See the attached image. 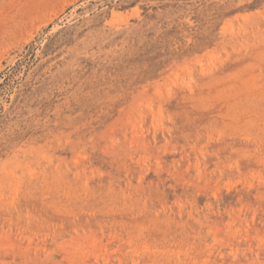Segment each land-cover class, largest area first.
Wrapping results in <instances>:
<instances>
[{"label":"rangeland","instance_id":"rangeland-1","mask_svg":"<svg viewBox=\"0 0 264 264\" xmlns=\"http://www.w3.org/2000/svg\"><path fill=\"white\" fill-rule=\"evenodd\" d=\"M0 264H264V0H0Z\"/></svg>","mask_w":264,"mask_h":264}]
</instances>
